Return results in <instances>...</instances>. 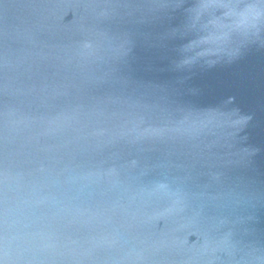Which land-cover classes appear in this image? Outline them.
<instances>
[{
    "label": "water",
    "instance_id": "obj_1",
    "mask_svg": "<svg viewBox=\"0 0 264 264\" xmlns=\"http://www.w3.org/2000/svg\"><path fill=\"white\" fill-rule=\"evenodd\" d=\"M0 264H264V0H0Z\"/></svg>",
    "mask_w": 264,
    "mask_h": 264
}]
</instances>
